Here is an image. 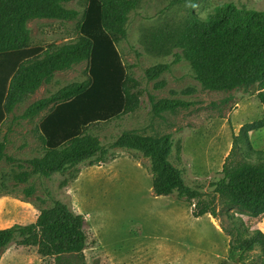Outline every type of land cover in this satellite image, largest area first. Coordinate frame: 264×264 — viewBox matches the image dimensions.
Wrapping results in <instances>:
<instances>
[{
	"label": "rangeland",
	"instance_id": "1",
	"mask_svg": "<svg viewBox=\"0 0 264 264\" xmlns=\"http://www.w3.org/2000/svg\"><path fill=\"white\" fill-rule=\"evenodd\" d=\"M224 3L264 10V0H198L196 4L139 0L138 8L129 14L128 36L117 48L128 72L146 93L134 113L91 128L108 150L100 165L83 163L52 177L36 174L30 160L44 152L33 129L53 104L30 118L21 117L35 101L85 80L86 60L56 70L50 83H43L7 115L0 126V140L7 141V157L0 161V229L36 222L41 211L58 199L85 217L87 242L81 253L43 256L37 246L14 241L0 248V264H264L260 247L234 253L231 237L222 228L236 223L250 232H264V215L254 217L217 197L218 217L196 218L195 200L179 198L176 192L155 193L150 158L114 144L124 132L154 140L171 135L175 145L169 160L183 170L187 185L202 190L204 198L212 196L210 183L223 169L234 135L239 134L236 127L262 119L264 107L256 97L257 84L228 90L204 88L187 59L176 61L179 49L172 37L191 12L204 17ZM63 5L77 10L78 18L29 19L33 46L76 41L87 0H68ZM159 63L171 66L160 78L149 80L147 70ZM164 99L189 104L155 113L154 106ZM248 136L253 149L264 150V129ZM237 158L243 159L239 151Z\"/></svg>",
	"mask_w": 264,
	"mask_h": 264
},
{
	"label": "trees",
	"instance_id": "2",
	"mask_svg": "<svg viewBox=\"0 0 264 264\" xmlns=\"http://www.w3.org/2000/svg\"><path fill=\"white\" fill-rule=\"evenodd\" d=\"M65 1L68 0H0V126L43 83H50L56 70L87 61L85 80L35 101L21 116L30 118L53 104L33 129L43 156L30 160L34 172L47 177L64 174L83 163L93 166L105 162L108 150L90 132L91 128L134 113L146 93L141 82L128 72L117 48V43L128 36L129 14L138 8L139 0H87L76 41L33 46L29 19L78 18L79 12L66 8ZM197 1L174 0L179 4ZM172 39L179 49L176 61L187 59L204 88L228 90L257 84L256 97L264 107V10L224 3L204 17L191 12ZM170 66L159 63L151 67L146 73L148 79L160 78ZM188 104L164 99L154 106V111ZM262 129L264 112L262 119L244 124L234 135L223 169L210 183V198L187 185L183 170L169 160L175 145L171 135L154 140L124 132L114 144L150 158L155 193L170 196L176 192L179 198L195 200L194 217L210 214L217 218L218 198L258 217L264 215V150L253 149L248 134ZM6 147L7 141L0 140V161L7 157ZM238 151L242 160L237 158ZM85 223L83 215L55 199L52 207L41 211L36 222L0 229V248L15 241L21 246H37L43 256L81 253L87 242ZM222 228L231 237L234 253L260 247L264 255L262 230L250 232L236 223Z\"/></svg>",
	"mask_w": 264,
	"mask_h": 264
},
{
	"label": "crops",
	"instance_id": "3",
	"mask_svg": "<svg viewBox=\"0 0 264 264\" xmlns=\"http://www.w3.org/2000/svg\"><path fill=\"white\" fill-rule=\"evenodd\" d=\"M237 116H239V115H235L236 118H237ZM241 127H242V123H239V125L236 127L235 134H238V133H239ZM220 229H221V228H220ZM262 229H263V228H262ZM220 231H222V230H220Z\"/></svg>",
	"mask_w": 264,
	"mask_h": 264
}]
</instances>
